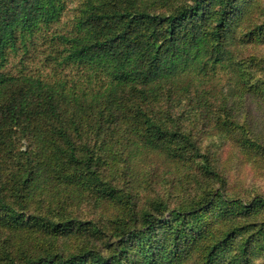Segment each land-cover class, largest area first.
Wrapping results in <instances>:
<instances>
[{
    "label": "trees",
    "instance_id": "obj_1",
    "mask_svg": "<svg viewBox=\"0 0 264 264\" xmlns=\"http://www.w3.org/2000/svg\"><path fill=\"white\" fill-rule=\"evenodd\" d=\"M261 10L0 0V264H236L246 229L243 256L263 248L264 195L232 191L227 158L264 168L241 117Z\"/></svg>",
    "mask_w": 264,
    "mask_h": 264
},
{
    "label": "rangeland",
    "instance_id": "obj_2",
    "mask_svg": "<svg viewBox=\"0 0 264 264\" xmlns=\"http://www.w3.org/2000/svg\"><path fill=\"white\" fill-rule=\"evenodd\" d=\"M264 11V0H262V10ZM258 15L260 12L258 11ZM246 54H258L264 56V42L249 44L245 48ZM251 108V109H250ZM248 111V114H243ZM243 112V113H242ZM241 117H246L248 124L251 128L262 136L264 139V100L258 98H251L247 100V105L242 109ZM229 154L232 157H229ZM227 155L228 165L231 166L228 170L229 186L233 191H237L244 197L251 198L255 194L264 195V168L254 169L249 160L245 159L243 155L236 152H230ZM145 196L146 194H141ZM242 224V223H241ZM249 229H246V234L237 240L236 248L233 254L239 258L236 264H264V243L263 248L257 247L254 254L249 259L243 256V244L248 234ZM105 250V244L102 245ZM251 259V260H250ZM250 260V261H249ZM249 261V262H248Z\"/></svg>",
    "mask_w": 264,
    "mask_h": 264
}]
</instances>
